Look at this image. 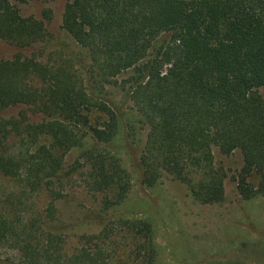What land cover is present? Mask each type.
Masks as SVG:
<instances>
[{
	"label": "trees",
	"instance_id": "obj_1",
	"mask_svg": "<svg viewBox=\"0 0 264 264\" xmlns=\"http://www.w3.org/2000/svg\"><path fill=\"white\" fill-rule=\"evenodd\" d=\"M63 28L85 53L81 69L61 54L53 64L35 55L0 59V113L24 105L42 116L31 122L24 109L19 117H0V169L21 185L17 197L6 199L0 185V246L22 254L11 264L156 263L155 231L146 219H109L70 249L20 201L76 174L66 169V157L77 149L89 187L105 195L102 209L125 200L130 179L108 147L121 117L95 96L109 86L147 126L139 159L145 186L172 176L199 202L220 204L227 173L216 166L214 150L225 156L240 150L239 193L246 200L264 194V0H69ZM46 38L43 20L0 0V40L29 49ZM12 133L31 146L7 150ZM48 211L54 219V201ZM115 226L126 233L125 245Z\"/></svg>",
	"mask_w": 264,
	"mask_h": 264
},
{
	"label": "rangeland",
	"instance_id": "obj_2",
	"mask_svg": "<svg viewBox=\"0 0 264 264\" xmlns=\"http://www.w3.org/2000/svg\"><path fill=\"white\" fill-rule=\"evenodd\" d=\"M11 1L23 16H34L45 22L47 38L29 49L0 40V59H12L18 54L35 55L53 64L61 54L62 57L73 56L80 69L87 64L84 51L63 28V14L69 0ZM95 96L113 105L121 117L119 133L108 147L130 179L125 200L109 210L102 209L105 195L89 187L86 160L79 157L81 150L77 149L66 157V169L72 171L75 168L76 174L65 179L64 184L54 182L45 189L21 196L20 201L25 203L28 214L40 216L47 229L62 234L70 249L80 234L98 233L106 221L121 216L151 222L159 252L155 264H264V194L246 200L239 193L237 176L243 166L240 150L229 156L214 150L216 166H222L227 173L225 200L220 204L199 202L186 183L172 176H163L152 187L145 186L141 182L139 164L147 134L144 120L117 87L101 89ZM24 109L29 111L24 105L13 106L2 111L0 117H19ZM28 116L31 122L42 119L41 115H33L31 111ZM93 118L103 120L95 112ZM21 142V136L12 133L7 150L18 153L31 146ZM256 181L253 178V182ZM0 185L3 199L10 195L15 198L21 191L20 183L6 176L1 169ZM59 194L62 196L57 197ZM53 201L57 213L50 219L47 214ZM115 235L118 242L126 244L127 235L119 226H115ZM21 257L17 247L0 246V264L18 263Z\"/></svg>",
	"mask_w": 264,
	"mask_h": 264
}]
</instances>
